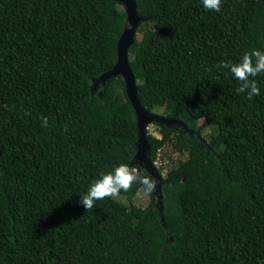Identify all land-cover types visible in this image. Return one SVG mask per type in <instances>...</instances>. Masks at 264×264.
Listing matches in <instances>:
<instances>
[{"label": "trees", "instance_id": "16d2710c", "mask_svg": "<svg viewBox=\"0 0 264 264\" xmlns=\"http://www.w3.org/2000/svg\"><path fill=\"white\" fill-rule=\"evenodd\" d=\"M135 2L138 101L185 124L153 121L149 158L168 143L184 157L148 206L132 200L137 180L127 202L84 209L79 193L137 150L123 76L93 84L116 62L125 8L0 0V264H264V73L248 97L221 64L264 47V0ZM203 126L217 127L208 141Z\"/></svg>", "mask_w": 264, "mask_h": 264}, {"label": "clouds", "instance_id": "9594fccd", "mask_svg": "<svg viewBox=\"0 0 264 264\" xmlns=\"http://www.w3.org/2000/svg\"><path fill=\"white\" fill-rule=\"evenodd\" d=\"M222 0H201L202 7L215 11L220 10ZM221 64L228 69L233 77L239 81L236 89L245 92L248 97L259 94V86L251 77L264 73V47L252 48L241 53L236 62ZM42 123L47 126V117H42ZM142 186V193L148 194L156 190L157 179L150 174H145L138 166L126 162L114 164L110 170L100 172L93 178L86 191L79 193V203L85 208L92 209L94 202L106 196H114L121 189L127 190L133 181Z\"/></svg>", "mask_w": 264, "mask_h": 264}, {"label": "water", "instance_id": "95a60500", "mask_svg": "<svg viewBox=\"0 0 264 264\" xmlns=\"http://www.w3.org/2000/svg\"><path fill=\"white\" fill-rule=\"evenodd\" d=\"M125 8L126 19L123 30L118 37L116 46V62L113 67L93 79V84L104 83L108 78L120 74L124 78L125 89L136 115V153L130 161V164L141 165L148 173L157 179L155 194L160 195L161 175L157 171L154 162L149 158L150 144L146 137V125L148 122L156 121L159 124L173 125L178 124L185 128L183 121L176 117H166L155 112L146 111L140 105L135 87V78L128 59V47L134 42V36L139 22L143 19L136 9L135 0H118ZM264 37V27H263Z\"/></svg>", "mask_w": 264, "mask_h": 264}, {"label": "rangeland", "instance_id": "374dc122", "mask_svg": "<svg viewBox=\"0 0 264 264\" xmlns=\"http://www.w3.org/2000/svg\"><path fill=\"white\" fill-rule=\"evenodd\" d=\"M136 33H135V35H136ZM137 38L139 40H141V36L139 34H137ZM153 112L160 114V115H163L164 109L162 106H160L158 109L155 108L153 110ZM146 129H147L148 133H151L157 137H160V134H159L156 126L152 122L147 123ZM216 133H217V127H215V126H203L200 133H198V137H199V140L208 141L210 136L211 135L214 136ZM182 157H184V155H181L179 152H176L171 147V145L168 143L165 146H163L161 149H159V151L157 153V158L154 161V165L157 168H160V170H161L160 174L162 176H164L167 169ZM138 167L140 168V170L142 172H144L143 169L141 168L142 167L141 165ZM152 194H155V191L152 192ZM114 197L118 200L123 201V202H127L126 198L119 193L114 195ZM151 199H152L151 193L143 194L142 193V186L140 185V187L137 189L135 195L133 196L132 200L135 204H137L141 207H146L150 203Z\"/></svg>", "mask_w": 264, "mask_h": 264}]
</instances>
